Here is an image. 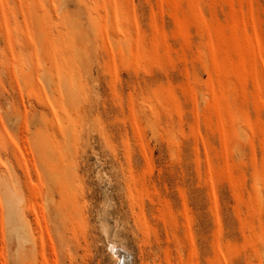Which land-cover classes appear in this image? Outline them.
Here are the masks:
<instances>
[{
  "label": "rangeland",
  "instance_id": "374dc122",
  "mask_svg": "<svg viewBox=\"0 0 264 264\" xmlns=\"http://www.w3.org/2000/svg\"><path fill=\"white\" fill-rule=\"evenodd\" d=\"M0 264H264V0H0Z\"/></svg>",
  "mask_w": 264,
  "mask_h": 264
},
{
  "label": "bare ground",
  "instance_id": "6f19581e",
  "mask_svg": "<svg viewBox=\"0 0 264 264\" xmlns=\"http://www.w3.org/2000/svg\"><path fill=\"white\" fill-rule=\"evenodd\" d=\"M107 230V229H106ZM37 239L35 238V242H37L36 241ZM120 245V244H119ZM118 247H120V246H118ZM111 249H112V251H113V253H114V255L117 257V260L119 259V258H121L122 257V254H123V251H122V253H121V251L116 247V246H111ZM126 251V250H125ZM127 256H129V255H127ZM124 257V256H123ZM126 258H128V257H126ZM122 259V258H121ZM120 260V259H119ZM118 260V261H119ZM127 262H128V260L127 259H125ZM125 260H122V261H124L125 262ZM121 261V260H120ZM134 262V261H133ZM120 263V262H119Z\"/></svg>",
  "mask_w": 264,
  "mask_h": 264
}]
</instances>
